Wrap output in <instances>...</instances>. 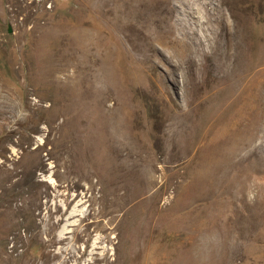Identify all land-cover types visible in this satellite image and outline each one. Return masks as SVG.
<instances>
[{"label":"rangeland","instance_id":"374dc122","mask_svg":"<svg viewBox=\"0 0 264 264\" xmlns=\"http://www.w3.org/2000/svg\"><path fill=\"white\" fill-rule=\"evenodd\" d=\"M0 264H264V0H0Z\"/></svg>","mask_w":264,"mask_h":264}]
</instances>
